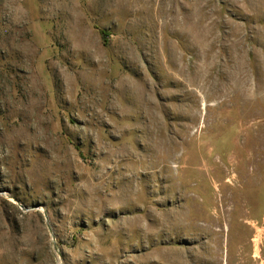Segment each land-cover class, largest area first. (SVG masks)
Wrapping results in <instances>:
<instances>
[{
    "label": "rangeland",
    "instance_id": "374dc122",
    "mask_svg": "<svg viewBox=\"0 0 264 264\" xmlns=\"http://www.w3.org/2000/svg\"><path fill=\"white\" fill-rule=\"evenodd\" d=\"M0 264H264V0H0Z\"/></svg>",
    "mask_w": 264,
    "mask_h": 264
},
{
    "label": "water",
    "instance_id": "95a60500",
    "mask_svg": "<svg viewBox=\"0 0 264 264\" xmlns=\"http://www.w3.org/2000/svg\"><path fill=\"white\" fill-rule=\"evenodd\" d=\"M38 208L37 206L36 207H33V208H30V209H36ZM25 210H29L28 208H25Z\"/></svg>",
    "mask_w": 264,
    "mask_h": 264
},
{
    "label": "bare ground",
    "instance_id": "6f19581e",
    "mask_svg": "<svg viewBox=\"0 0 264 264\" xmlns=\"http://www.w3.org/2000/svg\"><path fill=\"white\" fill-rule=\"evenodd\" d=\"M259 243V242H258ZM259 256V255H258Z\"/></svg>",
    "mask_w": 264,
    "mask_h": 264
}]
</instances>
